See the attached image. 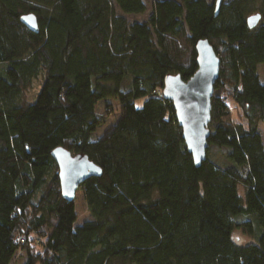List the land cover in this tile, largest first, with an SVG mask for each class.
Wrapping results in <instances>:
<instances>
[{
	"label": "trees",
	"instance_id": "trees-1",
	"mask_svg": "<svg viewBox=\"0 0 264 264\" xmlns=\"http://www.w3.org/2000/svg\"><path fill=\"white\" fill-rule=\"evenodd\" d=\"M216 1L155 0L129 22L143 0H0V264L18 252L23 264H134L142 251L153 264H264V0H221L215 15ZM27 13L37 32L20 22ZM202 39L221 67L196 167L153 91L193 76ZM111 98L119 116L94 139ZM57 147L101 169L78 187L91 219L77 227ZM235 231L253 243L237 245Z\"/></svg>",
	"mask_w": 264,
	"mask_h": 264
},
{
	"label": "water",
	"instance_id": "water-1",
	"mask_svg": "<svg viewBox=\"0 0 264 264\" xmlns=\"http://www.w3.org/2000/svg\"><path fill=\"white\" fill-rule=\"evenodd\" d=\"M220 2L221 0L216 1L215 15ZM19 18L27 29L37 32L36 17L32 13L21 15ZM246 19L247 26L254 28L260 21V15H251ZM195 53L197 68L193 76L187 81L181 80L177 75L166 77L162 85V97L171 103L174 119L181 130V139L197 167L206 159L211 99L221 63L217 53L205 39L197 41ZM51 157L58 168L57 179L61 197L67 202L74 201L75 193L83 182L90 177H99L101 173L100 167L87 156L72 155L63 147L55 148Z\"/></svg>",
	"mask_w": 264,
	"mask_h": 264
},
{
	"label": "rangeland",
	"instance_id": "rangeland-1",
	"mask_svg": "<svg viewBox=\"0 0 264 264\" xmlns=\"http://www.w3.org/2000/svg\"><path fill=\"white\" fill-rule=\"evenodd\" d=\"M143 1L147 7L146 13L143 15H136V16L135 15H129L128 16L129 22L147 20L148 16L151 14L152 6H153V3L155 2V0H143ZM209 1L211 2V0H209ZM226 1H228V0H226ZM257 72H258V76H260L261 82H263L264 81V65L263 64L260 65V67L257 69ZM41 80H42L41 75H39L33 79L32 87L28 91V100L29 101L33 100L36 97V95L38 94V92L41 88V85H42ZM144 101H145L144 97L137 98L134 101L135 107L140 108L143 105ZM106 104H108L110 107V109H109L110 115L108 116V119L105 121V123L102 124L101 126H99L97 128V130L94 133H92L94 139L98 138V136H100L102 134V131L105 128H107L109 125L115 124L116 120L119 116L118 100H115L112 98L107 99ZM106 104L104 101L98 102L96 104V107H95V112L96 113L97 112L102 113ZM230 106H231L230 117H232V119L238 120L239 110L234 108L233 105H230ZM171 129L174 132H176L174 122H171ZM258 132L264 141V123L263 122H260ZM239 191H241V188H239ZM73 200H74L73 201L74 210L76 212V218L74 220L75 221L74 227H77V226H80V224H82L86 220L91 219V215H90L89 211L87 210L85 199H83V192H82L81 188H78V190L75 193V197ZM235 232L239 233V235L233 236L237 245L243 246V245L253 243V240L250 237H248L247 235L242 234L240 231H235ZM236 237L239 239H237ZM24 261H25V256H24L23 252H18V253H16L15 257L13 258L12 264H23ZM133 262H134V264H153L152 261H150L149 259L144 257L143 251L139 252L135 255Z\"/></svg>",
	"mask_w": 264,
	"mask_h": 264
},
{
	"label": "built area",
	"instance_id": "built-area-1",
	"mask_svg": "<svg viewBox=\"0 0 264 264\" xmlns=\"http://www.w3.org/2000/svg\"><path fill=\"white\" fill-rule=\"evenodd\" d=\"M153 93L157 95V98L161 99L162 98V91H156L154 90Z\"/></svg>",
	"mask_w": 264,
	"mask_h": 264
},
{
	"label": "crops",
	"instance_id": "crops-1",
	"mask_svg": "<svg viewBox=\"0 0 264 264\" xmlns=\"http://www.w3.org/2000/svg\"><path fill=\"white\" fill-rule=\"evenodd\" d=\"M259 67H260V65L257 67V69H258ZM259 80H260V76H259ZM260 83L264 84V81L261 82V80H260ZM262 140H263V138H262ZM263 145H264V141H263Z\"/></svg>",
	"mask_w": 264,
	"mask_h": 264
}]
</instances>
